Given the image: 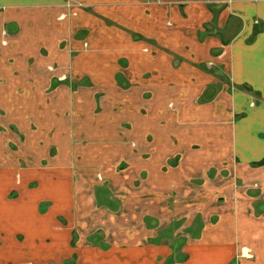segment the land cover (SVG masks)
<instances>
[{
	"label": "crops",
	"instance_id": "crops-1",
	"mask_svg": "<svg viewBox=\"0 0 264 264\" xmlns=\"http://www.w3.org/2000/svg\"><path fill=\"white\" fill-rule=\"evenodd\" d=\"M0 128V264H264V0H0Z\"/></svg>",
	"mask_w": 264,
	"mask_h": 264
},
{
	"label": "rangeland",
	"instance_id": "rangeland-1",
	"mask_svg": "<svg viewBox=\"0 0 264 264\" xmlns=\"http://www.w3.org/2000/svg\"><path fill=\"white\" fill-rule=\"evenodd\" d=\"M122 65L125 67V62ZM207 66L205 64L203 65L205 71L213 70ZM103 89L104 88H101L100 90ZM214 91L215 89L210 90L212 93ZM128 127H130V125L125 123L123 125V130L125 129L124 131L126 132ZM126 167L127 164H122L120 169L123 170L126 169ZM18 172L16 168L12 167L0 168V227L6 225L2 229L4 230L2 233L9 237L10 235H17L15 234L17 231L27 230L31 234L25 235L23 232H20L21 234L18 235L20 238L17 236L16 237L20 240L29 235L30 238L35 236L38 238L39 235L36 234L37 230L34 228V226L39 228V232H48L50 222L52 221L51 217L48 219L36 220L32 217V213H27V211L30 210V208L40 207V209H42V212L40 211L41 215H46L44 213L48 211L47 209L49 205H63L66 207L67 202L65 198V192L58 193L56 202H53L51 198L52 196H55L57 192L54 190V186L52 185L51 181L46 182V180H39L38 178H32L29 179V181H26L24 178V173H22L23 177L22 181H20ZM61 184L64 189L65 181L62 180ZM103 192L104 194L101 196L107 198V193L104 189ZM43 210H45V212ZM59 219L60 218H58V220ZM95 238L97 237L95 236ZM13 246V244L10 245V247ZM98 263L104 264V262ZM112 263L116 264L117 261H112ZM118 263L126 264V262Z\"/></svg>",
	"mask_w": 264,
	"mask_h": 264
}]
</instances>
